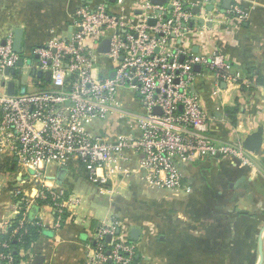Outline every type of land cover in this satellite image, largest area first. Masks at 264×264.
Returning <instances> with one entry per match:
<instances>
[{
    "label": "crops",
    "instance_id": "1",
    "mask_svg": "<svg viewBox=\"0 0 264 264\" xmlns=\"http://www.w3.org/2000/svg\"><path fill=\"white\" fill-rule=\"evenodd\" d=\"M124 1L120 6L118 0H0V45H5L8 35L14 38L17 29L23 30L24 51L18 55L29 65L37 59L36 48L70 39L81 7L104 5L135 25L141 14L136 6L139 0ZM184 2L195 16L192 30L173 39L170 50L183 58L221 55L242 75L243 81L238 84L217 83L213 71L198 65L193 90L210 118L208 134L214 143L241 146L253 164L206 158L183 165L185 184L191 192L175 193L149 187L136 159L126 164L131 174L114 178L107 186H97L78 162L65 167L52 165L45 170L43 180H36L11 154L2 155L0 235L19 218L12 239L25 241L35 231L29 247L20 249L18 264H92L95 249L102 246L108 256L113 241L132 248L131 264L260 262L264 134L258 153L248 152L244 144L248 136L264 129V0ZM102 55L98 57L99 75L114 67ZM15 79L11 77L6 84L0 81V94H9L11 82L15 94L35 91ZM120 102L122 112L98 126L113 137L131 132L126 120L139 108L128 89L121 90ZM1 119L0 112V123ZM43 189L61 192L66 208L60 212L51 201L40 199ZM100 228L111 234L99 239ZM134 230L139 232L137 239L132 237Z\"/></svg>",
    "mask_w": 264,
    "mask_h": 264
},
{
    "label": "built area",
    "instance_id": "2",
    "mask_svg": "<svg viewBox=\"0 0 264 264\" xmlns=\"http://www.w3.org/2000/svg\"><path fill=\"white\" fill-rule=\"evenodd\" d=\"M124 3L118 0L120 6ZM136 6L141 14L135 25L104 5L79 8L70 39L36 48L37 59L29 65L24 61L22 67L13 35H8L5 45H0V81L6 84L11 77L21 78L26 69V87L35 91L0 94V156L11 154L36 180H43L52 165L78 162L97 186L131 174L126 164L136 159L149 187L175 193L191 192L183 165L206 158L253 164L241 146L214 143L208 134L210 118L193 90L198 65L213 71L217 83L238 84L242 75L221 55L183 58L170 50L173 39L192 30L195 16L184 0H167L163 6L139 0ZM105 41L109 49L102 56L114 67L99 75L98 49ZM123 89L134 93L139 108L126 120L131 132L113 137L98 126L122 112ZM62 197L61 192L48 189L39 193L60 212L67 203ZM110 234L105 228L97 233L101 240ZM110 246L108 256L102 246L95 249L91 263H132V248L114 241ZM0 257L6 264H15L11 254Z\"/></svg>",
    "mask_w": 264,
    "mask_h": 264
},
{
    "label": "water",
    "instance_id": "3",
    "mask_svg": "<svg viewBox=\"0 0 264 264\" xmlns=\"http://www.w3.org/2000/svg\"><path fill=\"white\" fill-rule=\"evenodd\" d=\"M154 5L157 6H163L167 3V0H150ZM155 21H151V24H154ZM22 40H23V30L21 29H17L15 31V37H14V51L15 53L21 55L23 54V46H22ZM109 49V42L105 41L103 42V44L101 45L100 48V52L105 54ZM24 63V60L22 58H20L19 60V67H22ZM20 73V71L18 72ZM15 74V73H13ZM41 76V75H40ZM114 76V74H113ZM46 80L49 81L50 80V73H48L46 75ZM9 89V95L13 96L15 94V84L13 82L9 83L8 86ZM24 93V92H23ZM263 134H264V129L261 128L260 130H258V132L248 136V138L245 141V148L248 152L252 153V154H256L259 151V147L263 141ZM139 232L138 230H134L133 231V235L132 237L134 239H137ZM263 238H264V229L261 233L260 239H259V252H260V262L258 264H262L263 263Z\"/></svg>",
    "mask_w": 264,
    "mask_h": 264
},
{
    "label": "trees",
    "instance_id": "4",
    "mask_svg": "<svg viewBox=\"0 0 264 264\" xmlns=\"http://www.w3.org/2000/svg\"><path fill=\"white\" fill-rule=\"evenodd\" d=\"M108 12H110L108 10ZM20 219V218H19ZM18 219V220H19ZM17 220V222H18ZM17 222L15 223V225L10 228L8 230V232L6 234H2L0 235V255H6V254H11V256L13 257V259L15 260L14 263L18 264L20 263V249L22 247H25V248H28L30 243H31V240L33 239L34 235H35V231L32 230L33 232V235L32 237H29V234H28V237H27V240L24 241V238L20 240V242H16L15 240L16 239H12V234L15 230V227H17ZM1 264H6V261H3L1 260Z\"/></svg>",
    "mask_w": 264,
    "mask_h": 264
},
{
    "label": "rangeland",
    "instance_id": "5",
    "mask_svg": "<svg viewBox=\"0 0 264 264\" xmlns=\"http://www.w3.org/2000/svg\"><path fill=\"white\" fill-rule=\"evenodd\" d=\"M20 80L23 82L24 85L29 84V75H28V71L26 69H25V73L23 74V76L20 79L16 78L15 82L18 84Z\"/></svg>",
    "mask_w": 264,
    "mask_h": 264
}]
</instances>
